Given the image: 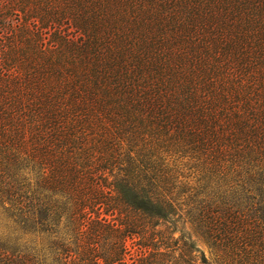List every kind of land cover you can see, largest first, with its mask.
<instances>
[{"label":"trees","instance_id":"obj_1","mask_svg":"<svg viewBox=\"0 0 264 264\" xmlns=\"http://www.w3.org/2000/svg\"><path fill=\"white\" fill-rule=\"evenodd\" d=\"M196 238L264 264V0H0V264Z\"/></svg>","mask_w":264,"mask_h":264},{"label":"rangeland","instance_id":"obj_2","mask_svg":"<svg viewBox=\"0 0 264 264\" xmlns=\"http://www.w3.org/2000/svg\"><path fill=\"white\" fill-rule=\"evenodd\" d=\"M131 243V240H128V244ZM194 244L198 249L199 253H203L210 264H218L217 258L214 254V251L205 243L202 239H194Z\"/></svg>","mask_w":264,"mask_h":264}]
</instances>
